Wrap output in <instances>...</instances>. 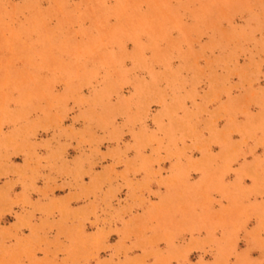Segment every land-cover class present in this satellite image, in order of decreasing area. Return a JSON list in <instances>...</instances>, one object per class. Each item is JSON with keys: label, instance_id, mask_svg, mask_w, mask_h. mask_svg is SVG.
Returning <instances> with one entry per match:
<instances>
[{"label": "rangeland", "instance_id": "374dc122", "mask_svg": "<svg viewBox=\"0 0 264 264\" xmlns=\"http://www.w3.org/2000/svg\"><path fill=\"white\" fill-rule=\"evenodd\" d=\"M0 264H264V0H0Z\"/></svg>", "mask_w": 264, "mask_h": 264}]
</instances>
